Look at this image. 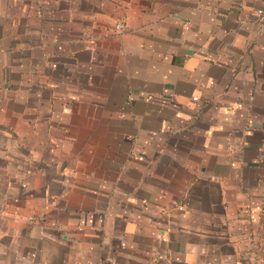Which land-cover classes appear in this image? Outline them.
<instances>
[{"label": "crops", "instance_id": "obj_1", "mask_svg": "<svg viewBox=\"0 0 264 264\" xmlns=\"http://www.w3.org/2000/svg\"><path fill=\"white\" fill-rule=\"evenodd\" d=\"M262 8L0 0V264H264Z\"/></svg>", "mask_w": 264, "mask_h": 264}, {"label": "built area", "instance_id": "obj_2", "mask_svg": "<svg viewBox=\"0 0 264 264\" xmlns=\"http://www.w3.org/2000/svg\"><path fill=\"white\" fill-rule=\"evenodd\" d=\"M262 5H263V8L259 10V13L260 14H263L264 13V0H262ZM117 28L123 29V25L120 24V25L117 26Z\"/></svg>", "mask_w": 264, "mask_h": 264}]
</instances>
